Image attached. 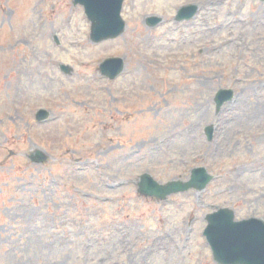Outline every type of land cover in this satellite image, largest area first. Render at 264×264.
I'll list each match as a JSON object with an SVG mask.
<instances>
[{
  "label": "rangeland",
  "instance_id": "1",
  "mask_svg": "<svg viewBox=\"0 0 264 264\" xmlns=\"http://www.w3.org/2000/svg\"><path fill=\"white\" fill-rule=\"evenodd\" d=\"M190 4L196 19L176 22ZM122 17L124 35L94 44L73 0H0V264H217L208 214L264 220V4L125 0ZM114 57L112 82L99 67ZM220 89L239 102L217 114ZM199 167L214 176L202 193H138L145 173Z\"/></svg>",
  "mask_w": 264,
  "mask_h": 264
},
{
  "label": "water",
  "instance_id": "2",
  "mask_svg": "<svg viewBox=\"0 0 264 264\" xmlns=\"http://www.w3.org/2000/svg\"><path fill=\"white\" fill-rule=\"evenodd\" d=\"M125 0H74V5H81L91 23L90 39L98 44L114 40L123 35L126 23L122 19V9ZM264 1V0H262ZM198 12L196 5L182 7L178 11L176 20H190ZM160 18L151 17L148 26H155ZM62 70L70 74L72 70L63 66ZM124 70L122 59H108L101 65L102 74L115 79ZM232 91L221 90L216 97L217 109L232 98ZM48 112L41 110L37 113V120L44 121ZM209 140H212V127L207 128ZM31 161L41 164L46 161V155L37 151L30 157ZM213 180L205 169L193 171L189 182L172 181L165 185L156 182L152 176L145 174L140 177L139 193L159 201H165L169 196L187 192L191 189L203 191ZM208 226L204 232L214 260L218 264H264V222L261 220L235 221V214L229 209H220L206 217Z\"/></svg>",
  "mask_w": 264,
  "mask_h": 264
},
{
  "label": "bare ground",
  "instance_id": "3",
  "mask_svg": "<svg viewBox=\"0 0 264 264\" xmlns=\"http://www.w3.org/2000/svg\"><path fill=\"white\" fill-rule=\"evenodd\" d=\"M238 102H239V100L237 101V103H238ZM237 103H236V104H237ZM253 166H255V164L251 165L250 167H253Z\"/></svg>",
  "mask_w": 264,
  "mask_h": 264
}]
</instances>
